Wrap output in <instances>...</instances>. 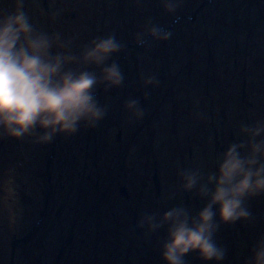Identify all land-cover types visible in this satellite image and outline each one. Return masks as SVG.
Wrapping results in <instances>:
<instances>
[{
	"label": "rangeland",
	"instance_id": "1",
	"mask_svg": "<svg viewBox=\"0 0 264 264\" xmlns=\"http://www.w3.org/2000/svg\"><path fill=\"white\" fill-rule=\"evenodd\" d=\"M35 1L40 2L45 18L43 3L48 7L49 21L47 18L46 21L52 26L48 29L46 26V31L71 39L73 51L112 32L126 44L119 57L113 58L123 68V87L105 91L100 86L95 91H100L95 96L98 104L107 108L104 119L95 127L81 124L75 134L54 137H60L54 149L57 150V166V158L62 160L58 170L56 164L53 165V189L66 190L63 197L67 202L62 200L57 206H63L67 216L73 213L66 205L74 206V212L77 206H88V201H92L93 210L98 201L97 180L105 188L118 189L121 184L131 191H145L150 210L152 206L158 211L157 205L174 206L181 202L185 206L178 180L182 165L189 163L191 170L199 166L201 173L207 176L209 171L215 170L219 154L226 151L230 143L243 139L237 137L241 122L251 126L256 120H264V0H184L174 16L164 13L160 0H66L67 3L64 0H26V6ZM105 5L106 11L103 10ZM57 8L60 14L54 17L53 10ZM2 9L0 6V15H3ZM149 17L154 24L169 28L171 37L151 47H138L135 36ZM142 76L156 77L158 87L144 88ZM130 98L139 99L145 113L138 123L131 121L123 110L125 101ZM119 135L124 152L118 149ZM260 139H264V135ZM53 140L42 143L47 156L54 146ZM8 141L9 138L0 136V146L5 148V157H0V190L2 200H11L8 219L14 224L16 215L11 203L15 194L11 192L13 189L17 192L15 205H18L24 191L22 184L17 183L18 187L13 184L11 162H18L19 169L13 176H18L20 183L24 177L21 170L27 167V155L9 160L11 152L16 150L10 149ZM132 157L136 162H131ZM155 165L159 174L164 173L159 180L163 190L159 199L149 194L156 189ZM166 172L170 174L165 176ZM41 182L40 187L48 195L47 181ZM170 195L174 196L171 201L167 199ZM112 196L113 201L118 198ZM190 196V206L203 207L206 203L195 190ZM247 207L254 219L240 221L242 229L237 231L234 246L231 242L225 244L223 235L217 236L218 245L228 253L219 264H247L252 248L264 236V195L249 199ZM86 214H79L76 223L86 222ZM10 237L11 233L7 239ZM8 246L7 241L2 246L7 264ZM209 263L216 264L215 261Z\"/></svg>",
	"mask_w": 264,
	"mask_h": 264
},
{
	"label": "clouds",
	"instance_id": "2",
	"mask_svg": "<svg viewBox=\"0 0 264 264\" xmlns=\"http://www.w3.org/2000/svg\"><path fill=\"white\" fill-rule=\"evenodd\" d=\"M160 2L164 13L174 16L184 0ZM170 37V32L149 17L134 42L138 47H151ZM125 48L112 32L73 51L71 39L37 27L25 11V0H11L7 13L0 15V136L19 140L40 129L42 134L36 142L50 143L57 134H75L81 124L95 127L107 114V108L98 104L95 91L100 86L105 91L123 87V68L113 58ZM142 83L144 88L155 89L159 81L154 76H142ZM123 110L136 123L145 115L139 99L125 101ZM262 135L264 120H256L251 126L241 122L237 137L243 139L230 143L219 154L214 171L205 176L199 166L178 170L182 191L195 190L206 201L194 216L182 202L162 216H141L138 226L146 227L149 233L167 226L162 244L165 264H186L184 258L190 253L198 254L205 264L224 260L226 250L215 239L220 224L253 220L247 201L264 195ZM167 199L171 201L174 196ZM247 264H264V236L252 248Z\"/></svg>",
	"mask_w": 264,
	"mask_h": 264
},
{
	"label": "flooded vegetation",
	"instance_id": "3",
	"mask_svg": "<svg viewBox=\"0 0 264 264\" xmlns=\"http://www.w3.org/2000/svg\"><path fill=\"white\" fill-rule=\"evenodd\" d=\"M54 149L55 145L51 148L49 156L37 152L39 155L37 157L36 153L34 161L25 160L27 173L20 183L18 176L15 178L13 176L19 169L18 162L17 167L14 166L15 164L12 165L13 184L17 187L18 184H22L21 188L24 191L18 205H15V200L18 199L17 192L15 193L14 189L11 192L15 194L11 203V209L16 215L15 231L7 242L11 246L10 251L13 244L17 245L14 264H165L162 260V244L166 239L167 226L149 233L146 227L142 228L138 225L143 214L157 213L162 216L172 206H160L155 207L158 211L150 209L147 211L145 201L142 199L141 205L131 204L139 199L133 196L134 192L127 191V196L119 188L121 184L118 185V189L105 188L103 183L97 180L95 187L98 201L95 200L93 210L91 211L92 201H88V206H77L74 212H72L74 206L66 205L70 213H73L72 216H67L63 212L64 207L57 206L62 200L67 202L66 197H63L66 190L61 189L56 196V191L52 188L53 165L56 164L54 159L57 151ZM58 153L61 156L62 152L58 151ZM48 158H50L49 164ZM44 159L46 160L42 162ZM191 168L189 163L187 166L182 165V170L190 171ZM31 172H34L37 178H32ZM32 179L40 183L46 180L47 190L50 191L47 192L48 195L43 191L44 188L41 189L40 194L28 191ZM156 193L154 190L149 191V194ZM112 195H117L118 198L113 201ZM2 197L3 193L0 190V202L5 201ZM183 197L185 207L194 216L202 207L189 205L190 192H183ZM196 203L197 198H195ZM4 213L7 216L8 209ZM82 213H87L86 222L76 223L74 219ZM74 224L75 229H73ZM100 225L101 235L98 228ZM239 228H241L240 221L231 225L220 224L215 236L216 242H219L217 236L223 235V242L225 244L231 242L234 246ZM96 229L98 230L95 235ZM249 245L252 246L253 241ZM227 256L228 253L225 257ZM184 259L186 264H205L196 253H190Z\"/></svg>",
	"mask_w": 264,
	"mask_h": 264
},
{
	"label": "bare ground",
	"instance_id": "4",
	"mask_svg": "<svg viewBox=\"0 0 264 264\" xmlns=\"http://www.w3.org/2000/svg\"><path fill=\"white\" fill-rule=\"evenodd\" d=\"M1 1L2 2L3 1L4 2L6 1L5 4H2L1 3L2 7H5L4 5H8V8H9V2H11V0H0V2ZM208 2H210V1H208ZM64 3H67L66 0H64ZM94 8L97 9V5H95ZM3 9H5V8H3ZM106 9H107L106 5L103 6V10L106 11ZM25 11L31 16L32 20L36 23L37 27L41 28L42 30L46 31V26L48 28H50L52 26V24H50L49 22L46 21V18L47 17L45 18L44 12L42 11L41 5L38 3V1L33 2V4L31 6L27 7L26 6V0H25ZM53 11H55V14H60L58 8L57 9H54ZM2 13L4 14V10H3ZM94 14H95V17H96L97 16V13H94ZM53 20H54V17H52V21ZM46 22L48 24H46ZM57 31H58V29H57ZM48 33L49 34H53L52 31L50 32L49 30H48ZM71 34H72V31H70V35ZM40 131H41L40 129H37L35 135H33V136H27L26 138H21L19 140H15V139H10L9 138V141L7 143H9L8 145H9L10 149L12 151H13V149L16 150V152H11V157H10L9 160H13L14 159V156H16L17 159H19V157H21V155L23 156L25 154V155H27V158H25L26 161L27 160L28 161H34L36 159L35 158V155H36L37 152H41L42 154L45 155L46 154V151L44 149V145L42 143H37L36 142L37 137L40 135ZM57 135L60 136V134H57ZM77 137L79 138L80 136L77 135ZM57 141H58V139L54 138L53 144L55 146L58 143ZM1 146H0V157L3 158V157H5V152L3 151V150H5V148H3ZM136 155H137V153H135L134 156H136ZM57 160H59V164H60V162H61L62 159L57 158ZM54 161H56V159H54ZM132 161L133 162H136V158H133L132 157L131 158V162ZM139 161L140 160H138V162ZM16 162H14V160H13L11 162V164L14 165ZM59 164H58L57 167H59ZM140 164H141V162H140ZM4 166H7V163L4 164ZM21 171L23 172L24 175L27 173L26 169L25 170H21ZM169 174L170 173H167L166 172L165 173V176H168ZM5 175H8L9 176L10 173L9 172H5ZM30 176L32 178H37L36 177V174L34 172H31L30 173ZM163 177H164V173H160V174L158 173V175H155L153 177V180H160ZM44 181H46V180H44ZM39 183H40V181H38V180L35 181V179H32V181L28 185L27 190L28 191H33L34 193H37V194H40V191H41L42 188L40 187V184ZM144 193H145V191L143 192V195L142 196L141 195L139 196V199L136 201V203L135 202H132L131 204L141 205V202H140L141 199H145L144 198ZM162 194H161V191H160V195L158 196V199L159 198H162ZM10 201H11L10 198H8L7 200L0 202V264H4V262H5V257H4V255L2 253V246H3L4 242L7 240L8 235L11 233V237H12V234L15 231V226H14V224H12L11 220L9 221L8 214H7V216H5V213H4L6 211V209L9 207ZM156 204H159V203H156ZM158 206L159 205H157L156 207H158ZM74 220H76V219H74ZM2 227L5 228V231H2L1 230ZM98 228L100 230V235H101L102 234V232H101V225ZM97 230L98 229L95 230V235L97 234L96 233Z\"/></svg>",
	"mask_w": 264,
	"mask_h": 264
},
{
	"label": "water",
	"instance_id": "5",
	"mask_svg": "<svg viewBox=\"0 0 264 264\" xmlns=\"http://www.w3.org/2000/svg\"><path fill=\"white\" fill-rule=\"evenodd\" d=\"M175 22H176V21H175ZM163 30H164V29H163ZM165 31L168 32V31H169V28L165 29ZM118 138L120 139V136H119ZM184 171H186V169H184ZM155 175H157V174H155ZM155 175H154V176H155ZM156 179H157V178H156ZM154 181H155V183H156V189H157V191L159 192V191H160V186H159V182H160V181H159V180H154ZM122 191L124 192L125 195H127V194H126V190H125L124 188L122 189ZM16 246H17L16 244H13V246H12V255H11V260H12V261H11L10 264H14Z\"/></svg>",
	"mask_w": 264,
	"mask_h": 264
}]
</instances>
